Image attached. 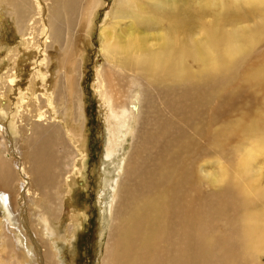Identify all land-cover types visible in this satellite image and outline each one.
Instances as JSON below:
<instances>
[{
  "label": "bare ground",
  "instance_id": "1",
  "mask_svg": "<svg viewBox=\"0 0 264 264\" xmlns=\"http://www.w3.org/2000/svg\"><path fill=\"white\" fill-rule=\"evenodd\" d=\"M149 1L153 3L119 0V7L108 15L110 25L100 32L105 64L97 69L94 86L107 132L101 220V240L107 234V241L99 264H264V182L256 168L264 155L260 133L264 115L257 109L258 114L223 124L217 134L209 132L215 122L234 121L227 115L246 97L239 82L264 90V59L247 68L250 53L264 40V0ZM102 2L0 0V31L5 19L15 26L16 36H23L22 45L11 57L5 55L0 66L16 63L39 42L45 65L52 69L48 56L52 48L57 49L54 76L59 89L53 101L63 104V113L74 122V127L67 122L68 128L63 129L68 140L58 126L53 129L55 122H36L26 150L19 152L12 140L17 132L12 135L0 108V133L9 129L11 134L0 149V239L8 237L17 244L27 237L32 259L26 263L67 264L68 241L56 239L50 220L61 212V183L72 182L80 158L73 143H86L83 129L75 126L84 116L78 57L86 50ZM161 19L169 21L168 29L152 36L149 32L160 26ZM125 20H129L127 27H123ZM250 21L254 24L240 26ZM31 31L33 35L26 37ZM37 32L41 38L34 39ZM2 39L3 35L0 56L7 49ZM119 73L127 74L123 87ZM38 83L36 90L50 91L54 86L48 80L41 87ZM3 84L0 89L6 94L13 88V79ZM45 100L41 106H51ZM136 122L140 127L129 156L120 144ZM250 131L256 138L236 143L228 155L223 153L224 137H248ZM204 138L221 143L207 150L201 142ZM59 145L61 152H57ZM210 151L223 155L225 161L212 173L198 172L194 168L198 159ZM17 175L18 189L6 191L2 186H11ZM201 183L214 189L203 190ZM32 193L39 194L30 204L37 207L36 221L28 213L27 196ZM78 216L69 231L72 248ZM16 220L24 238L20 232L12 234Z\"/></svg>",
  "mask_w": 264,
  "mask_h": 264
},
{
  "label": "rangeland",
  "instance_id": "2",
  "mask_svg": "<svg viewBox=\"0 0 264 264\" xmlns=\"http://www.w3.org/2000/svg\"><path fill=\"white\" fill-rule=\"evenodd\" d=\"M118 1L119 0H103L101 6L96 10L93 24L91 25V28L89 30L87 42L88 44H86V50L82 52V56L78 57V62L82 63L79 69V73L77 75L79 95L83 102L84 116L79 120L80 126L79 124H75V126H78L79 130L83 129V136L85 138L84 140H86V143L83 144L82 142L79 145L77 141H75L74 143L72 142L76 145H74V147L75 150H77L78 152V158L79 156L80 158L79 161H77V167L75 169L74 174L72 175V182L70 181V179H67V181L64 180V182L61 183V192L63 197V205L61 212L57 217L52 218L50 220L51 226L56 229V239H66L65 241H62L63 243H66L68 241L64 246L65 261L67 264H99L102 249L104 248L105 242L107 241V234L104 235V240H101V230L103 227V221L101 220H103L102 209L104 197L102 191V177L104 176V171L102 167H104L103 161L106 155L105 143H107V132L105 130L103 112L104 110L101 105V101L97 94L94 83L97 74V69L105 64V60L103 58L102 53L100 52L99 46L101 42L100 32L102 31V28L104 26L110 25L108 15L112 10L119 7L120 4H118ZM142 1H144V3L146 4L153 3V1L149 0ZM4 20L2 19L3 23L5 24V27L2 29V31H0V37L3 35L2 43L5 47H7V49H5V51L1 54L0 60L5 55L6 57H11L12 55H14V49L19 44L22 45L23 38L22 35L16 36L15 26L13 25L12 27L11 22L10 24H7V22ZM207 20H209V17L207 18ZM123 22V27H127L128 25L125 23L129 22V20H125ZM253 24L254 21H250L240 26H251ZM168 27L169 21L167 19H161L160 26L153 28L149 33H151L152 36H156L160 32L167 30ZM30 33L26 37H30V35H33L34 32L31 31ZM37 33H35L36 36L34 35V39H38L39 36L41 38V35ZM39 45L41 46V44L37 42L35 49L21 54L19 57L20 60L18 59L16 63L6 62V64L0 66V72L2 73H0V76L3 77H1L2 79L0 78L2 82L0 86L2 87L4 85L3 82H8L9 78L13 79V88H10L6 94H3V90L0 89V108H2L5 112L4 121L6 125H8V128L10 122V130H12V135L17 132L13 136L12 140L14 142V145L18 146L17 150L19 152L26 150L29 137L31 138V135L34 133V127L36 125V122H45L47 124H49L50 122H55L53 129L55 128V126H58L60 129H62L63 132V129L68 128L67 122L71 127H74V122L71 121V117H66V112L63 113L64 105L58 104L56 102L58 98L57 91L59 87H55L56 80L54 74H56L58 70V65H56L55 60L58 56V50L53 48L50 50L48 60L52 59V69H47V64L45 65V52L41 51L43 46L40 47ZM54 51L57 53H55ZM51 56H54V59ZM263 59L264 40L259 42L258 45H256L250 53L248 61L249 66L247 68L255 66L254 64L260 63ZM49 64L50 63H48V65ZM118 76L121 80L120 86L123 87V80L125 79L127 74L119 73ZM43 80H48L52 85H54L53 87L51 85L52 88L50 91H48L47 88H39L38 90H36V83L39 82L38 85L39 87H41V85H43L41 83ZM238 86L244 93H246V97L243 102L242 100L238 102L235 111L227 115V118L234 121L215 122L214 124L209 126L210 134H217L218 130L223 124H232L237 121L235 119L243 117L247 118L254 114H258L257 109L262 111V114L264 115V90L259 89L243 81L239 82ZM54 88H56L57 90H55ZM122 89H126V87ZM133 93L134 92H132L131 95ZM54 98L56 101H53ZM44 99H46V103L50 102L51 106H48L47 104L41 106L40 102L44 101ZM139 99L141 100V97H139ZM128 101H131V99ZM33 103H36L37 107H34ZM141 105L144 106L145 102L142 101ZM8 116L9 118H7ZM139 127V122L138 124L136 122V126L134 123L133 130L128 136V139L123 140L121 142L122 145L120 144V146H123L128 150L129 156L133 155L132 145L136 140L135 133L138 132ZM261 128L262 129L260 130V133L264 135V123H262ZM65 132L64 133L68 140V132ZM7 134H10L9 129L7 131H4L3 134L2 132L0 133V149L3 148L4 143H6V141H9ZM3 135H6V138L2 137ZM247 136L249 138L245 136H236L228 140L227 137H224L223 153L225 155H228L234 151L236 143H239L241 141L247 142V140L252 137L256 138L252 131H250ZM4 139L6 140L5 142ZM204 139L205 140H201V142L207 145V150H213L214 144L221 143L217 139ZM39 142L40 139L37 143ZM8 144H10V142ZM61 149L62 147L61 145H59L57 152H61ZM203 157H200L198 159V162L194 167L196 170H198V172L202 171L203 174L207 172L212 173L216 171L218 169L219 162L225 161L223 155H220L219 153H216L214 151H212L211 154L207 153L203 155ZM256 168L259 170L262 177V181L264 182V155L259 156L256 163ZM14 169L17 171V168L14 167ZM18 177L19 176L17 175V179H15V181L12 183L13 185L11 184V186H9L10 188L8 186L2 187L6 191L9 190L13 193L14 189H18V181H20V177ZM36 187L37 185L32 186V190L36 191ZM201 187L203 190L206 191H211L212 189H214L211 185L204 186L202 185V183ZM38 196L39 194L35 193H32L27 196L28 213L31 218L33 217L34 221H36L35 213L37 211V207L35 205L33 206L30 204L32 203V200L34 201V198L37 199ZM17 201L18 199L16 196V202ZM21 210L22 208L19 205V212H21ZM77 213L79 214L77 219V237L73 241L74 246L72 248V246L69 244L70 239L68 240V238L69 231H71L70 227H73V219L76 217ZM2 220V222L5 221L4 218ZM9 223L10 221L6 222V224L10 225ZM13 223L12 225L14 227L12 228L14 229L12 230L14 231H12V234L13 232L15 234L20 232L19 234L24 238V234L21 233V231L23 230L21 228L22 225H18L19 222L17 223V220L14 224ZM40 224L41 223H39V228L42 229V224ZM2 227L3 225L2 223H0V228ZM0 231L2 232L3 230L0 229ZM5 232L7 235H9L11 231L6 230ZM65 235L68 236H66L65 238ZM28 242L29 239L27 237L22 241V243L17 244H15V242L12 243L8 237L0 239V264H30V262L26 263L27 260L31 261L32 259V251ZM71 249L73 251H71ZM262 261L264 262V256L262 257Z\"/></svg>",
  "mask_w": 264,
  "mask_h": 264
}]
</instances>
